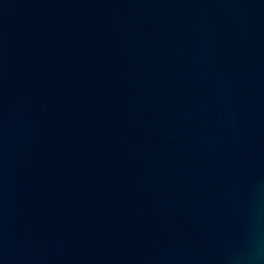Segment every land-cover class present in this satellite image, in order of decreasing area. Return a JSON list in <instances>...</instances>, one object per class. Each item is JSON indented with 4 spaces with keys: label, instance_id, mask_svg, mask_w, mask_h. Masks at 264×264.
<instances>
[{
    "label": "water",
    "instance_id": "95a60500",
    "mask_svg": "<svg viewBox=\"0 0 264 264\" xmlns=\"http://www.w3.org/2000/svg\"><path fill=\"white\" fill-rule=\"evenodd\" d=\"M0 264H264V0H0Z\"/></svg>",
    "mask_w": 264,
    "mask_h": 264
}]
</instances>
